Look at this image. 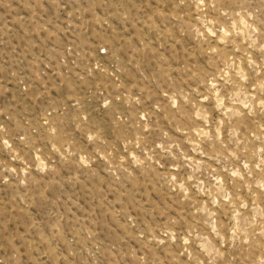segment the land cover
Instances as JSON below:
<instances>
[{
  "label": "rangeland",
  "instance_id": "1",
  "mask_svg": "<svg viewBox=\"0 0 264 264\" xmlns=\"http://www.w3.org/2000/svg\"><path fill=\"white\" fill-rule=\"evenodd\" d=\"M0 264H264V0H0Z\"/></svg>",
  "mask_w": 264,
  "mask_h": 264
}]
</instances>
